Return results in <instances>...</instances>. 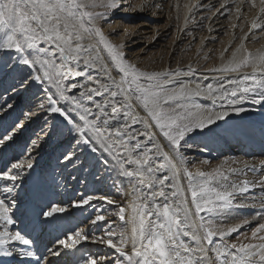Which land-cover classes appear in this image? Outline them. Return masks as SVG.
I'll use <instances>...</instances> for the list:
<instances>
[{"label": "snow or ice", "instance_id": "6c2138e0", "mask_svg": "<svg viewBox=\"0 0 264 264\" xmlns=\"http://www.w3.org/2000/svg\"><path fill=\"white\" fill-rule=\"evenodd\" d=\"M260 4L261 10L264 11V0H260ZM117 6L116 0H107V3H98L97 0H87V2L86 0H0V53H14L10 56L11 64L3 61L4 67L13 68L18 64L27 66V69H31L32 72H42V75L33 76L28 73L26 78L17 79L15 82L17 86L12 88L13 95H18L27 89L34 80L48 81L55 87V93L48 95L46 111L63 118L61 123L69 127L70 131H74L77 144L89 145L94 139L105 151L116 152L115 158L120 167V174L135 180L133 192L137 195L129 203V215L126 218L124 207H119L117 213L119 219L127 225V228L119 233V240L114 242L113 238L117 233L109 227L103 236H92L91 242L114 249L118 253L115 264H264V223H260L251 232L250 239L253 242L233 243L229 242L228 237L243 225L250 223L247 219L243 221V224H237L225 230L211 220L200 217L201 212L232 214L234 209L245 207L244 203H234L236 196L243 195L250 188L257 186L264 188V179L259 181L245 179L238 185L235 182H229V176L219 166L212 172L192 173L179 152L180 143L186 134L197 128L204 130L217 121L224 120L229 115V111H215L212 108H202L197 104L193 106L196 109L193 112L186 104L179 101L192 95H199V92L186 91L183 85L179 89L168 92L164 86L171 83V80H164L161 83L159 79L166 74L140 72L135 65L126 63L124 53L109 43L101 29L94 23L96 19L103 16V13L89 11L91 8ZM252 28H261V24L254 20ZM86 33L88 35L94 33L99 37V42L104 45L111 62L121 74L119 80L114 79L108 70V65L101 63L99 67L116 90H110L108 84L101 83L99 88H87L81 92V98L86 97L89 101H92L93 95L110 93L111 99L105 100L103 104H95V107L99 109L95 119L88 118L92 115L91 109L86 107L81 99L66 94L65 85L62 82L68 79L67 74L72 72L69 67L70 61L82 59L83 64L89 66L95 65L100 59L98 55L91 54L95 45L85 46L82 43ZM41 43L50 47H39ZM52 48L59 53V63L54 58ZM82 52L89 54L82 57ZM233 57V61L227 66L215 71L238 72L241 68L250 66L251 73L244 74L240 80H230L229 83L236 86L231 91L225 90L223 85L218 89L213 88L212 85L207 87L208 95L213 100L216 98L214 94H218L220 99L227 98L231 111L239 114L244 109L233 108L232 105L246 100H251L252 103L264 102V55L252 57L245 52L243 59L239 61L235 60V53ZM20 70L25 71L23 68ZM74 74L75 76L83 75L80 71ZM142 79L148 83H141ZM72 87L75 88L76 85L73 84ZM199 87L197 85V88ZM45 91L50 90L45 89ZM54 96H58L65 102H71L72 107L58 106L59 101L54 99ZM117 96L124 97V102L119 107L116 106L115 101ZM257 96L259 99H256ZM133 99L142 107L146 116L141 117L138 113L131 111ZM170 103H174L175 107L167 106ZM109 104L112 105L111 116L105 111ZM14 106V103L8 102L7 96L0 97V146L7 147L34 115L33 112L26 111L16 115L14 119L5 120ZM40 107L45 108V105L41 104ZM121 112L126 121L131 119L132 124L144 125L145 131L137 132L136 135L147 136L148 142H152L156 150L155 155L162 157L163 162L153 167L154 161L149 155L152 149L147 148L146 143L137 141L130 147L125 142V135L129 140H136V136L128 131L130 126L127 123L123 125V131L117 130L114 134L109 133L107 137L105 136V132L101 130V122L103 126H108L111 121L119 120ZM153 126L170 142L176 158L180 161L183 176H181V168L177 167L173 158L155 141V134L147 131ZM113 135L119 139H111ZM141 148L145 151L134 155ZM91 150L95 152L97 149L92 147ZM125 164L134 167L125 168ZM24 166L25 162L19 161L12 163L11 169L7 166L0 168V180L11 182L10 185L0 187V196L4 197L0 198V221L4 223V230L0 231V257L12 258L9 264H51L47 256L41 258L36 252L28 250V246L34 243L32 239L27 238L20 231L11 232L8 228L14 221L9 215V206L6 201L10 200L12 205L16 204L12 193L18 187L17 180ZM27 167L32 168V164L27 163ZM245 167L248 165L245 164ZM252 170L256 171L255 168ZM164 171L169 172L170 175L162 178L157 176L158 172ZM227 171L234 174L242 169L229 168ZM182 179L187 180V193L191 196L190 203L195 208V215L200 217L198 226L192 219L189 200L185 189L181 186ZM169 180L171 183H166ZM165 188L173 190L169 193L165 191ZM161 198L163 202H157ZM94 199L106 201L109 205L114 204L113 200L105 196L97 198L84 195L71 207L82 213L88 212L89 209L96 211L98 214L91 220V224L99 228L102 226L101 222L106 223V220L104 215L99 214V207L92 203ZM261 207L264 208V202L261 203ZM64 213H68L67 208L53 205L50 210L43 211L46 219L38 220L37 226L46 224L47 218ZM201 231L203 235L200 234ZM184 237L192 241L195 246L187 243ZM214 237L219 238L218 243H214ZM89 238L88 231L77 229L64 239H58L57 243L68 250L66 255L75 256L79 251L77 246ZM129 245L130 250H126ZM49 252L54 256L61 255L60 252L51 249ZM209 253H213L214 257ZM80 260L81 264H113L107 254L89 255L86 259L81 256Z\"/></svg>", "mask_w": 264, "mask_h": 264}, {"label": "bare ground", "instance_id": "6f19581e", "mask_svg": "<svg viewBox=\"0 0 264 264\" xmlns=\"http://www.w3.org/2000/svg\"><path fill=\"white\" fill-rule=\"evenodd\" d=\"M126 1L127 2H125V5L130 3V0H126ZM164 1L165 0H145V3H143L144 1L142 2L143 5L141 4L137 5L138 12L135 15H141V14L144 15L143 13L148 12L153 3H154L153 5H156V4L157 6L159 5L161 9L162 8L165 9L166 6H168L169 1H166V2ZM185 2H188V5L191 6V10H193V6H195L194 7L195 10L192 11L191 13L190 11L187 10L189 16L192 13L200 14L199 17L197 18L199 20L195 22L196 28L201 26L200 23L202 22L204 15L207 14L206 10H211L214 7L211 11V14L208 17V20H207L208 23L206 27L205 36H204L205 37L204 39L206 40V44L211 45L212 47L215 45L212 43H216L218 40L221 39L220 33L223 32L222 29L224 27L221 25H225L224 23H226V21H229V23L231 22L230 27L228 28V36L226 38L225 46L224 48L221 49L218 56L214 59V61H212V63H208V65L203 67L202 69H196V68H192L189 66H184L182 68L180 67V69L178 70L175 69V71H172L169 74H167L161 81V83H163L164 80H169V79L171 80V83L164 86L165 90L168 92L174 89H179L181 85L185 87L186 91H190L192 93L199 92L200 93L199 95H192L188 97L187 99L179 101L180 103L186 104L193 112L196 111V109L193 106L197 104L201 105L202 108H212L215 111H224V110L229 111V115L225 117L224 120L217 121L214 125L209 126V128H206L204 130H200L197 128L198 131L196 133V137L197 139H199L198 146L192 145V146H185V147L181 146L180 147L181 151L183 152L182 154L183 157H186L187 159L186 160L184 158L186 161V166L189 170L190 169L189 164L192 162V160L198 159L200 163L201 162L204 163V161L206 162L207 160V161H210L211 163L210 167L212 168H215L217 165L220 166L225 171V173L229 176V182H235L239 185L240 182L245 179L249 181L262 180L264 179V155H259L258 152H264V102L252 103L251 100H246L242 103H237L235 105H232L231 107L233 108L239 107V108L244 109L239 114H237L231 111V109L229 108V100L227 98L220 99L218 94H214L216 95V98L215 100H213V98L208 95V87H207L208 85H212L213 88L218 89L221 85H223L225 90L231 91L236 86L230 84L229 83L230 80H233V79L240 80L244 74L251 73L252 69L250 66L246 68H241L238 72L215 71V69H220L222 67H225L230 62H232L234 59L233 57L234 53H235L236 61L243 59L245 52L250 54L252 57H259L260 55H264V11L261 10L262 6L260 4V0H187ZM179 3L180 2L176 3V5ZM253 3H255V7H253ZM164 15L166 14L159 13L156 16H151V18L147 19L145 22H141L142 29L136 30V33L146 34L148 31V28L152 30L156 29L157 25H155L154 21L152 20L154 18H159ZM254 20L257 23L261 24V28H258V29L252 28V22ZM168 29H169V26H168ZM154 35L156 36V33ZM95 39L98 43L95 42L86 33L85 39L82 41V43L85 46H87L88 44L95 45V47L92 49L91 54L98 55L100 59L96 61L95 65H89V66H85L83 64L82 59L80 61H70L69 67L72 69V72L67 74L68 79L62 81L63 84L65 85L67 95L76 96L78 99L82 100V102L85 104L86 107L91 109L92 115H89L88 117L89 119H95V115L99 113V109L95 107V104L96 103L103 104L105 100L111 99L110 93H102L99 96L93 95L92 101H89L87 100L86 97L81 98L80 96L81 92H84L87 88H99V84L101 83L108 84L110 87V90H116L111 85L110 81L107 79L105 75V72L101 70V67H99V65L101 63L107 64L108 70L111 73V76L116 80H119L120 75H121L120 73H118L117 69L111 62L108 51L105 49L104 45L99 42V37H95ZM39 47H50V46L44 45L43 43H41ZM51 50L54 52V58L56 59V62L59 63V53L55 52L54 48H52ZM223 53H227V54L224 55ZM88 54L89 53L87 52H82L81 56L83 57ZM37 69H39V65H37ZM76 71L82 72L83 75L75 76L74 73ZM177 73H179V75H177ZM35 75H42V72L36 71L34 76ZM43 82H46V81L34 80L29 85L33 89L34 86L41 84ZM73 84L76 85L75 88L72 87ZM197 85H199L200 87L197 88ZM48 86L50 90L48 93L50 92L55 93V87L50 86L49 83H48ZM45 89H47L46 85H44L42 89L43 92L45 91ZM38 97H36V99ZM256 99H259V97L257 96ZM58 101H59L58 106L62 108L72 107L71 102H65L63 100H60L59 97H58ZM115 101H116V106L119 107L120 104L124 102V97L117 96L115 98ZM131 103L133 105L131 109L133 113H138L141 117L146 116V113L143 111L142 107H140L137 104L135 99H133ZM169 105H171L172 107H175L174 103H170ZM105 111L109 114V116H111L112 105L109 104L106 107ZM60 121L62 120H59V122ZM125 123H127L130 126L128 128V131L131 132L132 135L136 136V140H129L127 139V135H125V138H124L125 142L128 143L130 147L135 145L137 141H140L141 143H146V147L149 149H152V152L149 153V155H151L153 158V161H154L152 165L153 167H156L159 163L163 162L162 157H158L155 155L156 150L155 148H153L152 142H148L147 136L136 135L137 132L145 131L144 125L142 123L132 124L131 119H128L126 121L123 117L122 112L120 113L119 120L111 121L108 126H103L101 122V130L105 132V136L107 137L109 133L114 134L117 130L123 131L124 130L123 125ZM147 131L153 132L155 134V141L161 146L162 150L165 153H167L170 157L173 158V161L177 164V167L181 168L180 161L176 158V154H175L173 147L170 145V142H168L159 133V130L155 129V127L153 126L151 129H148ZM73 133L74 131L70 132V134H73ZM111 139L118 140L119 138L113 135ZM18 144H19L18 140L17 141L13 140L10 144L7 145V147L0 146V164L1 165L3 163V166H6L7 163H10V166L8 165L10 168L8 169H11V164L17 162V161L16 162L13 161V159L17 155L13 156L10 153L14 152V149L18 147ZM12 148L14 149L11 151ZM143 151H145L144 148L138 149L137 153H134V155H137ZM104 152L105 151H103V153ZM245 153L249 154V156L241 155ZM196 154H200V156L195 157ZM109 155H112L111 156L112 160L109 158ZM115 156H116V152H111V153L108 152V155L106 157L111 160L110 163H112V165L111 164L110 165H111V169L114 172L113 175H114L115 180L119 182L121 186H124V189L122 188L123 194H121L119 198L114 199V200L119 201L116 204V207L120 205L126 209L125 216L127 218V216L129 215V209H128L129 203L137 195V193L133 192V184H135V180H132L131 178L125 177L120 174V167H119V164L117 163ZM123 158L126 159V157H123ZM19 161H22V159L21 160L19 159L18 162ZM245 164H247L248 167H245ZM197 165H198V162H197ZM132 167L134 166L125 164V168H132ZM229 168L242 169V171L233 174L227 171ZM253 168H255L256 171H253L252 170ZM27 170L28 168L24 166V168L21 170V174H27ZM191 172L196 173V171L195 172L191 171ZM165 175H170V173L167 171L157 173V176L161 178ZM181 176H183L182 168H181ZM27 178L29 181V176H27ZM27 178L19 177V179L17 180L18 187L12 193V197H14L15 200L17 199L16 196H18L19 194L18 191L21 189V186L24 187V185L26 184L20 181L22 179L23 181H25V179ZM35 182L36 181L34 182L29 181V184H31V186H28V187L26 186V189H25L27 190L29 188L28 192H26V195L23 201L25 202V205L26 204L34 205L35 209L29 214V216H27L30 222H28V224L24 227V230H23L24 233H28L30 231L31 226L36 222V219L40 214L41 216H43V213H42L43 211L50 210L51 206L55 205L57 201H60L64 204L68 203L70 201L71 194L72 196L74 195V192L71 191L69 192L70 194L67 193L68 195L61 194L59 200H56V198H54V195L51 192V189L49 188V186L52 184L50 180L49 181L46 180L44 184H40L38 182L35 183ZM166 183L170 184L171 180L167 181ZM10 184H11L10 181L0 180V187H3L5 185H10ZM43 186H44L43 190H39ZM181 186L185 189V194L188 197L189 207L192 212V219L194 223L198 226L200 224V217L195 215V208L190 203L191 196H190V193H187V180L186 179H182ZM172 190L173 189L171 188H165V191L169 193ZM0 198H4V197L0 196ZM6 202L10 204L9 215L13 217V221H14V217L19 216V213H20L19 209H22L21 207H24L25 205L19 202L18 203L16 202L15 205H12L9 201H6ZM157 202L162 203L163 202L162 198L158 200ZM262 202H264V188H261L259 186L255 188H250L249 191L247 193H244L243 195L238 194L234 200V203L236 204L244 203L246 206L243 208L234 209L232 214H223L225 216L227 215L232 216V217L234 216L231 219V221L229 220V222H227L224 226H222L223 229L226 230L227 228L225 226L229 224H232L233 226H235L234 224L237 223L236 220L241 219L242 217H247V220L250 223L251 222L253 223L254 221H260L264 223L263 221L264 220V208L261 207ZM41 203L44 205V207L43 206L40 207ZM69 213L70 211L64 214H56L51 219L47 218L48 222L44 224L46 228L45 230L44 229L42 230L39 226H36L34 232L37 233L40 230L38 241H34V243L30 246V248L28 246L29 248L28 250H33L34 252H36L38 256L40 255L42 256V253L44 252L46 254L45 256L48 257V261H50L51 264H79L80 262L79 259L82 256V253L85 251L84 247L94 252L95 251L97 252L98 250L102 248L103 249L107 248L106 246L101 245V244H93L90 239V242L88 243L86 242V244L84 243V244L77 246L79 251L76 252L75 256H72L71 254L66 255L65 253L68 252V250L60 246L57 243V241H58V238H60L61 236H62L61 238L64 239L65 234L69 232V230L71 229L73 225L69 222V219H70ZM242 215H251V216H242ZM116 217L118 218L119 216L116 215ZM255 217H260V218L257 220V218ZM43 218L44 220L46 219L44 216ZM20 219L21 218H19V222H20ZM22 222L23 221H21L20 223H17L16 227L19 228V224L23 225ZM248 224H246L244 227H246ZM49 226H50V229H49ZM8 227H11V225H9ZM0 228L4 229V223L2 221H0ZM56 228H59V229L56 230ZM126 228H127V225H126ZM200 234L203 235V232L201 231ZM24 235L27 236V234H24ZM28 238L31 239L32 237H28ZM183 239H185L187 243L195 246L194 243L188 240L187 237H184ZM213 239H214V243H216L219 240L218 237H214ZM48 246H49V249L53 251H58L61 253V255L59 256L51 255V253L47 250ZM20 247H23V246H20ZM109 250L113 254L111 258H116L118 256V253H116L114 249H109ZM126 250H130V245L128 246ZM209 255L214 257L213 253H209ZM11 259L12 258H9V257H1L0 264H9Z\"/></svg>", "mask_w": 264, "mask_h": 264}, {"label": "rangeland", "instance_id": "374dc122", "mask_svg": "<svg viewBox=\"0 0 264 264\" xmlns=\"http://www.w3.org/2000/svg\"><path fill=\"white\" fill-rule=\"evenodd\" d=\"M166 1H169V4L165 9H161L159 5H153V3L150 10L143 13L144 15L135 14L138 12L137 5H143L145 0H130V3L127 5H125V2H127L126 0H116V4L118 6L115 8L97 7L91 8L89 11L103 13V16L96 19L94 23L101 29L102 34L108 42L110 41L109 43L115 45L118 51L124 53L126 63L135 65L140 72L167 75L170 72L175 71V69H180V67L189 66L196 69H202L207 66L208 63H212V61H214V59L218 56L221 49L225 46L226 38L228 36V28L230 27L231 22L229 23V21H226V23H224L225 25H221L224 26L222 29L223 32L220 33L221 41H214L216 43H212L215 44L212 47L211 45L206 44L204 36L208 23V17L214 7L211 10H206L207 14L204 15L203 20L200 23L201 26L196 28L195 22L199 20L197 18L200 14L192 13L190 16L188 15V11L191 6L188 5V2H185L187 0H165L164 2ZM175 1L176 3H180L176 5ZM97 2L107 3V0H97ZM194 10L195 9L193 7V10H191L190 13ZM159 13L166 15L152 20L155 25H157L156 29L152 30L148 28L149 32L147 31L146 34L136 33V30L142 29L141 22H145L147 19L151 18V16H156ZM167 25L169 26V29ZM155 33L156 36L154 35ZM89 36L97 42L95 39L97 36H95L94 33ZM223 54L226 55L227 53ZM11 55H14V53H0V97L7 96L8 102L14 103L15 105L11 112H9L5 117V120L14 119L15 116L21 112L31 111L34 113L31 121L26 122L23 130L20 131L14 139L19 141L18 147L11 149V151L14 149L15 153H10L13 156L17 155L13 159L14 162H18L19 159H22V161L25 160L24 162L26 167L27 163L30 162L32 164V168L29 169L27 167V174H20V178H27V176H29V181H36L40 184H44L46 180H50L52 184L49 188L56 200H59L61 194L68 195L70 194L69 192H74L73 196L71 194L70 201L68 203L64 204L57 201L55 205L65 207L68 211H70L71 214L69 216V222L71 224L74 223L75 227L72 232L77 229H84L85 231H88L90 238L89 240L82 242V244L90 242L92 236H103L109 227L116 231L117 235L113 238V240L114 242H117L119 240V233L126 228V225L119 219V217H116L119 207L122 206L119 205L116 207V204L119 201H115L114 199L119 198L121 194H123L122 190L124 189V186H121L114 178V172L111 169L112 163H110L112 155H109L111 160L107 158L106 156L108 155V152L105 151L99 143H96L94 139L89 145H85L83 143L77 144V137L75 133L70 134L71 131L69 127H65L61 121L59 122V120H62L63 118L59 117L58 114L46 111L48 106L47 96L51 94V92H43L42 89L44 85H46L47 89H49L47 81L34 86L33 89L29 85L27 89L20 92L18 95H13L12 88L17 86L15 83L16 80L26 78L28 73H31V75L34 76L36 72H32L31 69H27V66H21L18 64L13 68H5L3 61L11 64ZM21 68L25 69V71H21ZM166 75L160 76V81H162ZM141 83L146 84L148 82L142 79ZM36 97L38 98L36 99ZM53 98L58 100V96H54ZM41 104H44L45 108H41ZM167 106L172 107L171 105ZM197 131L198 129H194L192 132L186 134V140L184 139L185 141H181L180 147L192 145L198 146L199 139L196 137ZM91 147H95L97 150L93 152ZM103 151L106 153H103ZM179 152L181 155L183 154L180 148ZM258 153L259 155H264V152ZM241 155L249 156L247 153ZM197 156H200V154L195 155V157ZM184 158L186 159V157ZM8 165L10 166V163L6 164L7 168H10ZM189 165V171L194 172H212L213 169L218 167L217 165L215 168H212L210 167V161L206 160V162L204 161V163H200L198 159L192 160ZM0 166V168L5 167L3 166V163L2 165L0 164ZM29 181L28 178L25 179V181H23V179L20 181L22 183L24 182V184L26 183L27 185L25 184L24 187L21 186V189L18 191L19 194L16 196L17 203L19 202L25 205L23 195H26V192L29 190V188L25 190L26 186H31ZM43 188L44 186L39 190H43ZM84 195H90L97 198L105 196L115 202L114 204L109 205L106 201H99L97 199L93 200L92 203L99 207V214L104 215L106 220V223L101 222L102 226L99 228H97L96 225L91 224V220H93L98 214L96 211L89 209L88 212L82 213L71 207L77 199ZM40 205V207H44L42 203ZM8 206L10 207V204H8ZM21 208L22 209H19V215L25 216L27 214L26 208L25 206ZM200 217H203L204 220H211L215 225L223 228L222 226L229 222V220L231 221L234 216L232 217L219 213L210 214L202 212ZM19 218V216L14 217V225L12 224L11 227H8L11 232L20 231L23 233L22 226H20V228L16 227L17 223H19ZM255 218L258 220L260 217ZM245 219H247V217H242L241 219L236 220L237 223L234 225H237L238 223L243 224ZM26 223L24 221L25 225ZM258 223L260 224L263 222L254 221L246 227L243 225L237 232L232 233L231 236L228 237L229 242H253L250 239L251 232L258 227ZM225 227L230 228L233 227V225L229 224ZM33 228L34 226L32 229ZM89 229L92 230L89 231ZM1 230L3 231L4 229L0 228V231ZM68 234L69 233H66L65 237ZM61 237L58 239H62ZM218 242L219 240L216 243ZM84 248L85 251L82 253V257L84 259L88 258L89 255L95 256L107 254L110 258L113 255L107 248H102L97 252L91 251L86 247ZM45 255V253H42V256L40 255V257L43 258ZM111 259L113 264H115L116 258Z\"/></svg>", "mask_w": 264, "mask_h": 264}]
</instances>
